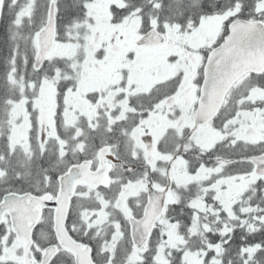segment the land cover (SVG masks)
Masks as SVG:
<instances>
[{
  "label": "snow or ice",
  "instance_id": "6c2138e0",
  "mask_svg": "<svg viewBox=\"0 0 264 264\" xmlns=\"http://www.w3.org/2000/svg\"><path fill=\"white\" fill-rule=\"evenodd\" d=\"M0 264H264V0H0Z\"/></svg>",
  "mask_w": 264,
  "mask_h": 264
}]
</instances>
